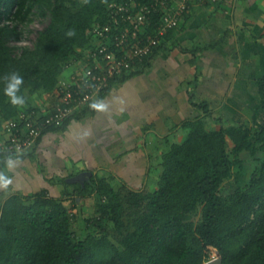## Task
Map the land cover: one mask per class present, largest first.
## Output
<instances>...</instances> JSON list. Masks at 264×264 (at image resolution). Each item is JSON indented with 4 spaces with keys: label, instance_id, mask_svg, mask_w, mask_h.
<instances>
[{
    "label": "trees",
    "instance_id": "1",
    "mask_svg": "<svg viewBox=\"0 0 264 264\" xmlns=\"http://www.w3.org/2000/svg\"><path fill=\"white\" fill-rule=\"evenodd\" d=\"M109 1L0 0V124L27 107L39 110L34 96L56 90L66 61L89 60L91 30L96 21L106 20ZM34 7L49 10L50 22L33 45H19L13 42L23 33L19 23ZM69 31L74 35H67ZM166 47L164 41L131 72L113 77L81 111L93 109L90 105L115 83L146 70ZM13 72L23 77L18 94L26 105L13 106L4 94V77ZM257 85L264 97V75ZM189 100L197 115L183 122L189 130L186 138L164 152L156 188L116 187L99 176L76 183L79 198H96L85 234L73 229L78 215L66 199L47 187L0 199V264H208L214 250L221 254L220 264H264V124L257 146L248 125H226L215 118L211 102L192 91ZM72 115L43 134L64 129ZM211 117L220 120V127L208 126ZM231 143L235 152L263 154L249 170V181L224 194L223 182L234 167L242 166L231 156ZM33 149L21 158L34 157ZM8 155L16 153L0 148V171L7 169ZM71 200L78 201L75 196Z\"/></svg>",
    "mask_w": 264,
    "mask_h": 264
},
{
    "label": "crops",
    "instance_id": "2",
    "mask_svg": "<svg viewBox=\"0 0 264 264\" xmlns=\"http://www.w3.org/2000/svg\"><path fill=\"white\" fill-rule=\"evenodd\" d=\"M166 43L146 70L102 96L105 111L79 109L64 129L42 135L34 157L2 171L12 184L0 189V199L43 187L65 202L86 199L75 194L79 181L68 180L82 171L91 172L87 180L107 177L116 187L148 188L145 177L157 167L160 174L164 152L186 138L183 122L197 115L191 91L210 101L216 113L224 97L258 90L264 75V0H191ZM57 98L56 90L34 96L42 111L51 110Z\"/></svg>",
    "mask_w": 264,
    "mask_h": 264
},
{
    "label": "built area",
    "instance_id": "3",
    "mask_svg": "<svg viewBox=\"0 0 264 264\" xmlns=\"http://www.w3.org/2000/svg\"><path fill=\"white\" fill-rule=\"evenodd\" d=\"M190 7L191 0H110L106 20L96 21L91 30L89 60L81 58L84 66L76 68L77 58L65 62L51 110L27 107L3 123L1 150L24 154L35 148L44 130L62 125L94 101L113 77L131 72L167 41Z\"/></svg>",
    "mask_w": 264,
    "mask_h": 264
},
{
    "label": "rangeland",
    "instance_id": "4",
    "mask_svg": "<svg viewBox=\"0 0 264 264\" xmlns=\"http://www.w3.org/2000/svg\"><path fill=\"white\" fill-rule=\"evenodd\" d=\"M50 18L49 10L42 12L38 7H34L29 16L19 23L22 26L23 33L17 41L13 42L19 45L25 43L33 45L39 34V30L43 29L50 22ZM80 61L81 59L75 60L74 67L77 65V62L80 63ZM80 64L84 66V62L81 61ZM77 67H80V65ZM215 118H222L223 123L226 125L235 123H244L248 125L251 129V142H255L256 145L259 146L260 143L256 142V140L264 124V97L259 94L256 87L248 90L247 96L245 97L239 95L234 98L224 97V99L220 101L219 107L215 113ZM215 118L211 117L208 119L209 127H220V120L218 121ZM233 145L232 143L229 145L231 156H233L235 160H240L242 166L234 167L231 176L223 182L221 191L224 194L233 192L238 186H243L249 181V170L256 164L257 157L263 154L261 150H257L253 153L249 149L235 152ZM158 171L159 169L157 167L149 177H145L147 189L157 187V180L159 178ZM66 204L70 206L71 211L78 215L73 223V229L78 235L85 234L86 218H92L95 215L96 198L92 195L88 196L86 199L78 200L77 202L70 199ZM217 259H221V254L219 251L214 250L211 258L207 260V263L209 264L211 261H216Z\"/></svg>",
    "mask_w": 264,
    "mask_h": 264
},
{
    "label": "clouds",
    "instance_id": "5",
    "mask_svg": "<svg viewBox=\"0 0 264 264\" xmlns=\"http://www.w3.org/2000/svg\"><path fill=\"white\" fill-rule=\"evenodd\" d=\"M67 35H74L73 32L69 31ZM5 79V88L4 94L9 98V102L13 106H22L25 103L24 97L19 95L21 85L23 84V77H21L18 73H11L4 77ZM91 108L97 111H105L107 106L102 101H95L90 105ZM7 169H14L18 167L22 163V158L20 154V150H17V154L15 156L8 155L4 161ZM12 184V179L6 175L5 172L0 171V189L7 190L9 185Z\"/></svg>",
    "mask_w": 264,
    "mask_h": 264
},
{
    "label": "water",
    "instance_id": "6",
    "mask_svg": "<svg viewBox=\"0 0 264 264\" xmlns=\"http://www.w3.org/2000/svg\"><path fill=\"white\" fill-rule=\"evenodd\" d=\"M89 173V174H88ZM91 174V172H87V171H82L79 172L78 174L70 177L68 180L69 181H79L81 183H84L85 180L88 179V176ZM220 253V252H219ZM209 264H220L219 260L217 259L216 261H211Z\"/></svg>",
    "mask_w": 264,
    "mask_h": 264
}]
</instances>
